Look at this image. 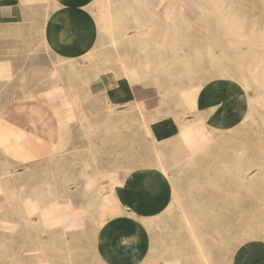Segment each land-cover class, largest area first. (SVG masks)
<instances>
[{
    "label": "crops",
    "instance_id": "crops-1",
    "mask_svg": "<svg viewBox=\"0 0 264 264\" xmlns=\"http://www.w3.org/2000/svg\"><path fill=\"white\" fill-rule=\"evenodd\" d=\"M141 1L163 13L175 0ZM94 2L0 0V34L15 33L19 39L13 42H27L25 33L36 30L55 64L47 69L42 55V61L12 67L4 60L11 40H1L0 62L7 67H0V264H41L27 247L42 250L41 226L52 218L65 219L66 226L47 232L50 242L65 234L66 245L71 236H76L73 243H83L82 236L92 234L99 264H202L184 235L179 212L170 209L176 198L184 204L185 198H212L218 171H227L218 169L211 157L217 149L213 144L239 123L245 93L233 79H211L199 89L192 113L166 117L170 107L160 104L162 97L148 79L144 86L124 78L106 57L99 67L87 62L102 41L90 13ZM131 37L123 41L124 52L135 58L139 46ZM108 51L102 50L105 56ZM145 58H153L152 52ZM138 108L150 120L149 136L138 127ZM157 113L164 118L155 117ZM183 129L189 131L186 146L181 145ZM28 198L46 205L62 198L58 203L64 204V215L37 214L29 209ZM74 198H83V206L74 207ZM189 207L194 232L205 230L210 236L206 241L214 264H259L264 246L245 241L228 248L233 240L218 239L223 231L216 221ZM89 213L96 227L89 225ZM27 234L33 242L26 240Z\"/></svg>",
    "mask_w": 264,
    "mask_h": 264
},
{
    "label": "rangeland",
    "instance_id": "rangeland-1",
    "mask_svg": "<svg viewBox=\"0 0 264 264\" xmlns=\"http://www.w3.org/2000/svg\"><path fill=\"white\" fill-rule=\"evenodd\" d=\"M113 1L115 3L107 7L109 8L107 11L111 14L122 11L125 9V5L130 4L132 0ZM135 1H137L135 9L136 17H139L138 19L146 24L145 29L147 34L143 37H136L134 25H130V23L125 25L127 27L126 29H128L126 30L127 34L129 36L135 35L132 37L137 38L139 46L137 57H129L128 60L133 65L136 59H146L147 51L152 52L153 58L147 60L151 64L153 63L152 65L156 66L157 69L155 68L156 73L147 79L153 84L157 95H162L163 87L166 88L165 91L171 93V98L168 97L166 99V104L168 103L167 105L170 108H173L172 104L175 99L173 97L177 95L176 100L181 99L183 93L192 101L195 110L196 95L202 85L208 80L221 78L223 75L229 76L230 79L235 80L239 84L246 77L250 81L251 86L249 94L258 95L261 93L258 89L260 88L259 83L263 79V75H261L263 73V67L261 68L259 66L257 72H255L256 77L254 83L253 80H250L249 75L258 64V61L264 60V41H261L259 35L264 28V0H225V5L223 4V7L219 6V10L212 5L213 3L209 4L208 0H200V3H193L188 0H175L170 2V5L167 6L163 13L148 9L141 0ZM101 5H103L101 0H95L90 12L100 33L102 28L106 26L104 20L100 19L102 11ZM218 14L224 16L230 14L238 15V17L236 15L235 21L239 22L240 20L243 27L245 24L244 32L247 38L244 46H252L255 52L251 50L250 52L243 51V53H237L238 51L235 48L233 49L236 46V42H234L235 44L233 46L231 44L232 37L221 32L219 26L221 23L230 22V20L228 17L221 18ZM110 19L109 23H111V27H115L118 21L113 19H116V16L115 18L110 17ZM243 21L245 22L243 23ZM25 34L24 39L27 42H13V39H19V35L15 33L0 34V46L2 45L1 40L3 38L11 40L8 44V53L4 54V60L12 67H24L39 60L42 61V55L47 57L45 47L40 42L38 32L35 30V32L32 31V34L29 32ZM184 34L187 35L185 36ZM228 37L231 40H228ZM100 39L102 40L101 43L105 45V48L102 47V44H97L93 53L88 56L87 62L91 67H99L111 61L102 52V50L108 47L106 39L102 35ZM125 40H121V46L124 51L127 48L123 45V41ZM142 44H146L147 48L145 46L141 48ZM244 46H242L243 50L246 49ZM183 47H188L185 50L186 53L182 50ZM118 51L120 53L122 52L120 48H118ZM183 53L187 54L189 60L193 61L191 67H186L183 63L177 61H183ZM32 56L38 57L39 59H35ZM210 59L222 62V65H225L224 71L226 70L227 72H222L220 69L213 67ZM1 60L3 59L0 54ZM45 62L47 69L55 66L54 62L48 57ZM2 66L7 67L0 62V67ZM160 78L161 80H159ZM147 79L139 78L138 82L145 86ZM156 82L157 85L155 84ZM177 104L180 105V103ZM185 112H187V109L184 107V110L178 111V114L182 116ZM262 113L261 115L264 119V114ZM243 125V122L239 119V123L235 126L238 130L233 129L229 136L219 137L213 144L217 149L211 157L216 161L218 169L223 168L227 169V171H218L219 185L217 188H211L210 196L212 198H185L186 204H190L191 208L200 210L203 214L202 216H208L210 218L208 220L216 221L217 226L221 228L220 231H223V235H218V239L225 238L227 242L233 240V244L231 243L228 246V248L232 246L231 249H235L245 241L264 246V162L261 161L264 159V130L261 132L254 126V131L252 132V127ZM75 163L80 162L75 160ZM237 172L239 175L252 173L251 176L254 177L253 183L250 186L238 183L236 180ZM212 184L217 185L215 181H212ZM78 188L82 189L81 187ZM214 195L218 198H214ZM182 199L176 198L175 201L179 204ZM82 201L83 198H74L73 206H83ZM58 214L63 216L64 212L60 211ZM88 217L91 220L89 225L96 227L93 221V215L89 213ZM49 219L51 218H45L48 222ZM62 226H66L65 219L56 221L52 218L50 223L42 224L41 230L45 232L41 235L43 241L42 250L41 248L34 250V246L28 244L29 255H35L41 264H99L92 248V234L82 236L84 238L83 243L81 241L79 243H73L72 240L76 236H71L68 241L69 244L66 245L65 234L55 236L57 241L53 240L50 242V238L46 236V233ZM31 229L33 230V228ZM62 231L65 232V228ZM33 238L32 235L31 238H28L30 243L33 242ZM252 249V246L247 247L249 251H252ZM261 249L263 251L260 252L259 264H264V247ZM50 256L56 259L52 260Z\"/></svg>",
    "mask_w": 264,
    "mask_h": 264
},
{
    "label": "bare ground",
    "instance_id": "bare-ground-1",
    "mask_svg": "<svg viewBox=\"0 0 264 264\" xmlns=\"http://www.w3.org/2000/svg\"><path fill=\"white\" fill-rule=\"evenodd\" d=\"M102 1V4L101 5L102 7V11H101V14H100V19L101 20H104L106 26L102 28L101 30V33L98 31V35L101 37L104 36L105 39H106V44L108 45V48H109V56H106V57H109L111 59L110 63L112 64V66H116V68H118V70H120V72L122 73L121 76H123L124 78H128V79H132V80H138L139 78L140 79H147L149 77L152 76V74H155L156 73V69L157 67L152 65L151 62L147 59H136V62L132 65L131 62L128 60L129 59V56L127 55L126 52H124L123 50V47L121 48V53L118 51V46H121V40L123 39H126V37H128L129 35L127 34V31L128 29H126L127 27H125L126 24H133L136 31H135V34H136V37L140 36V37H143L145 36L147 33H146V29H145V26L146 24L143 23V21H140L138 18L139 17H136V14H135V9H136V6H137V1L135 0H132L130 1V4L128 3L127 5H125V9H123L122 11L120 12H117L116 14H111L109 11V8L107 7H110L111 5H113L115 3V1L113 0H101ZM188 1H191L193 3H200V0H188ZM49 2V1H48ZM208 3H213L212 5L215 6L216 8H218L219 10V6L223 7L226 3L225 0H208ZM224 4V5H223ZM48 5V4H47ZM223 5V6H222ZM48 9V7H47ZM217 14V13H216ZM237 15V14H236ZM235 14H230V15H219L221 18H227L230 20V22H227V23H221L219 26H220V30L221 32L225 33V35H229L230 37H232V41H231V44H235L234 42H236V46L233 47V49L235 48L238 52L237 53H240L243 51H246V52H250L251 50L253 51V47L252 46H249L247 45L244 46V44H246L245 40L247 38V35L245 34L244 32V28H245V24H244V27H243V24L240 23V20L239 22L238 21H235V17H236ZM116 16V19H113V20H116L118 21V23L116 24L115 27H111V23L110 22V17H113L115 18ZM46 17V16H45ZM171 17V16H170ZM238 17V15H237ZM241 18V17H240ZM239 19V18H238ZM45 20V19H44ZM198 20V19H197ZM223 21V22H224ZM245 21H243L244 23ZM129 25V26H130ZM157 25V24H155ZM261 31V30H260ZM185 36L187 34H184ZM183 35V36H184ZM223 35V34H222ZM260 35V39L261 41H264V28L262 29L261 33L259 34ZM131 36H135V35H131ZM184 36V37H185ZM255 36V35H253ZM226 37V36H225ZM103 38V37H102ZM132 38V37H131ZM129 38V39H131ZM227 38V37H226ZM225 38V39H226ZM139 39V38H138ZM104 40V39H103ZM134 40H137L134 39ZM228 40H231L229 39L228 37ZM251 40V39H250ZM97 41V40H96ZM250 43V42H249ZM100 44V43H99ZM102 44V47H104L105 45ZM225 44V43H224ZM223 44V45H224ZM226 45V44H225ZM144 46L146 47V44H142L141 45V48H144ZM234 46V45H233ZM246 47V49L243 50V47ZM101 47V45H100ZM101 47V48H102ZM188 47H183V51L185 52V50H187ZM228 48V47H227ZM226 48V49H227ZM225 49V48H224ZM233 49H231L233 51ZM37 50V49H36ZM229 50V49H228ZM225 51V50H224ZM230 51V50H229ZM231 52V51H230ZM229 52V53H230ZM235 52V51H234ZM232 52V53H234ZM255 52V50H254ZM186 53V52H185ZM183 53V61L181 60H177V61H180L181 63L184 64V66L186 67H191L192 66V60H189V57L187 56V54ZM225 53V52H224ZM231 53V54H232ZM212 54V53H211ZM226 54V53H225ZM236 54V53H235ZM228 55V53H227ZM103 56V55H102ZM248 56V55H247ZM104 57V56H103ZM231 57V56H230ZM252 57V56H251ZM255 58V57H254ZM109 59V60H110ZM238 59V58H237ZM131 60V59H130ZM248 60V58H247ZM211 63L213 65V67H216L217 69H220V71L222 72H227L226 70L224 71V66L225 65H222V62L220 61H216V60H211ZM109 65V63H108ZM259 66L262 68L263 67V73L261 75H263V79L261 80V83L260 84V88L258 89L259 91H261L260 94L256 95V94H248L251 90V86H250V81L245 77L244 79H242V81L240 82V86L243 90V92L245 93V96H246V101H245V107H240L238 109V112H239V115H240V120L243 122V126H250L252 127V132L254 131L253 130V127L256 126L258 128L259 131H263L264 130V119L261 115V113L264 111V60H260L258 61V64L253 68V70L250 72V80H253V83H254V80H255V72H257ZM35 67V66H34ZM38 67V66H37ZM32 68V67H31ZM107 68V67H106ZM156 68V69H155ZM186 69V68H184ZM222 69V70H221ZM169 71V69H167ZM161 71V70H160ZM188 71V70H187ZM27 72V71H26ZM190 72V71H189ZM218 72V71H217ZM159 73V71H158ZM162 73V72H161ZM222 74V73H221ZM120 75V74H119ZM220 75V74H219ZM221 76V75H220ZM219 76V77H220ZM55 77V76H54ZM120 77V76H119ZM158 77V76H157ZM221 78H229V76H224L221 77ZM220 78V79H221ZM259 78V76H258ZM50 79V78H49ZM235 79V78H234ZM45 80V79H44ZM47 80V78H46ZM161 80V78L159 79ZM235 81V80H234ZM252 82V81H251ZM30 83V82H29ZM160 83V82H159ZM252 83V84H253ZM257 83V82H256ZM27 84V83H26ZM46 84V83H45ZM44 84V85H45ZM157 85V82L155 83ZM29 85V84H28ZM38 85V84H37ZM35 85V86H37ZM161 86V84H159ZM255 85V84H253ZM130 86V85H129ZM158 87V86H157ZM158 89V88H157ZM161 89V88H160ZM31 91V90H30ZM29 92V91H28ZM35 92V91H34ZM33 93V91H32ZM162 95H161V101L162 103H160L161 105H164L166 104V99L169 97L171 98L170 96L171 93L168 92V91H164V92H161ZM34 94V93H33ZM47 94V93H46ZM25 95H27L25 93ZM183 97L181 99H177V95H175V98L174 101H173V104H172V107L173 108H170L169 111H165L164 112V115H166V117H170V118H177L178 116H181L180 114H178V111L180 110H184V107L187 109V112L183 113V115L181 117L184 118L185 115L187 114H190L193 112L194 110V106H193V103L192 101L185 95L183 94ZM29 96H30V93H29ZM32 96V94H31ZM30 96V97H31ZM107 97V96H106ZM32 98V97H31ZM171 103V102H170ZM177 103H180L177 104ZM168 104V103H167ZM179 105V107H177ZM160 108V107H159ZM163 108V107H162ZM169 108V107H168ZM161 109V108H160ZM164 109V108H163ZM144 110V109H143ZM155 110H158V109H155ZM138 111H139V121H138V127L139 129L143 132L144 135H148V123L150 120H147L148 118H146L145 114L143 115L141 113V109L138 108ZM137 112V111H136ZM261 112V113H260ZM156 113V112H155ZM241 113V114H240ZM264 114V113H262ZM133 115V114H132ZM162 113H157V115L155 117H158V116H161ZM163 115V116H164ZM128 116V119L131 118L129 117V115H126ZM161 116V118L163 117ZM148 117V116H147ZM186 117V116H185ZM198 117V116H197ZM200 117V116H199ZM164 118V117H163ZM192 118V117H191ZM132 119V118H131ZM156 119H159V118H156ZM135 120V119H134ZM187 120V119H186ZM185 120V121H186ZM199 120V119H198ZM179 121V120H178ZM131 122V121H130ZM180 122V121H179ZM178 122V123H179ZM177 123V122H175ZM174 123V124H175ZM190 123V122H188ZM151 124V123H150ZM183 124V123H182ZM186 124V123H185ZM194 124V123H193ZM188 125V124H187ZM179 127V126H177ZM134 128V127H133ZM182 128V127H181ZM247 128V127H246ZM180 129V128H179ZM235 130H238L237 127L234 128ZM182 132V133H181ZM179 133H181L182 135V139H181V145H185L186 146V136L188 135V132L187 129L183 131H181ZM251 132V131H250ZM153 135V134H152ZM152 135H150L152 138ZM213 135V134H212ZM178 137V136H177ZM222 137V136H221ZM148 138V137H147ZM149 138V140H151ZM216 138V136H215ZM177 139V138H176ZM179 139V138H178ZM146 140V139H145ZM171 140V139H170ZM154 141V140H153ZM171 141H174V140H171ZM170 141V142H171ZM152 142V141H151ZM149 143V142H148ZM147 143V144H148ZM155 143V142H154ZM161 143V142H160ZM146 144V145H147ZM170 144V143H168ZM167 144V145H168ZM150 145V144H149ZM148 145V146H149ZM152 145V143H151ZM156 145V144H154ZM163 145V144H162ZM161 145V146H162ZM165 145V146H167ZM158 146V145H156ZM160 146V147H161ZM159 147V146H158ZM164 147V145H163ZM162 147V148H163ZM151 149V148H150ZM158 149V148H157ZM163 150V149H162ZM156 151V150H155ZM154 152V150H153ZM157 152V151H156ZM156 156V154H153ZM264 157V156H263ZM262 157V158H263ZM159 158V157H158ZM175 158H177L175 156ZM181 158V157H180ZM157 159V158H156ZM264 160V159H263ZM263 160H261L262 162H264ZM159 161V159H158ZM157 161V162H158ZM162 161V160H160ZM164 162V161H162ZM160 162L159 164L162 165ZM165 162H167L165 160ZM170 162V161H169ZM168 162V163H169ZM159 164H158V167H159ZM260 164V162H259ZM164 165H167V164H164ZM170 164H168L169 166ZM157 166V164H156ZM260 166V165H259ZM164 168V167H163ZM176 168V167H175ZM256 170V169H255ZM163 171V170H162ZM172 171V170H171ZM257 171V170H256ZM254 172V171H253ZM256 173V172H255ZM179 174V173H178ZM252 173H247V174H244V175H239L238 172L236 173V180L238 183H241L242 185H246V186H250L252 183H253V180H254V177L251 176ZM255 175V174H254ZM214 183V182H213ZM174 184V183H173ZM177 184V183H176ZM180 184V183H178ZM184 185V184H183ZM176 189V188H175ZM175 193V192H174ZM172 194V193H171ZM181 194V193H180ZM179 196V195H178ZM172 198V197H171ZM31 200V205H30V210L32 211H36L37 214H41V215H51L52 213L54 212H57V211H61L62 209V206H64V204L62 203H58V200L62 199V198H57L58 200L50 205H46L45 203L43 202H38L36 201L38 198H28ZM174 201V200H173ZM30 202V201H29ZM27 202V203H29ZM109 206V205H108ZM190 205L188 204H184V203H176L173 205V207H171L170 210H176L178 211V216H180V220L182 221L183 223V227H184V235L186 238H188L190 241H191V245H194L196 248L195 250V253L198 252V257H200V262L202 264H214L212 262V260H210V256H209V247H208V242L206 241L208 239V237L210 236H206L205 235V230L202 231V230H197L196 232H194L193 230V226L195 227L194 225V220L191 219L189 217V212H190ZM169 207V206H168ZM100 209H101V213H98L100 215V218L101 220L104 218V205L103 203L100 204ZM0 213H1V208H0ZM168 213V211L166 212ZM170 213V212H169ZM173 213V211H172ZM171 214V213H170ZM177 214V213H176ZM164 215V214H162ZM165 216V215H164ZM196 223V222H195ZM203 224V222H202ZM202 226V225H201ZM196 229V228H195ZM201 229V228H200ZM31 230V229H30ZM263 232V231H262ZM207 233V232H206ZM177 235V234H176ZM26 239L28 238H31V235L30 234H27L25 236ZM243 239V238H242ZM11 242L14 241L13 238H11L10 240ZM209 243H210V238H209ZM223 241V240H221ZM2 243V242H1ZM233 244V243H232ZM211 245V244H210ZM213 245V244H212ZM231 246V245H230ZM193 247V246H192ZM213 247V246H212ZM28 248V247H27ZM214 248V247H213ZM0 249H1V246H0ZM211 249V248H210ZM215 249V248H214ZM25 253V252H24ZM167 253V252H166ZM13 256V254H12ZM15 256V255H14ZM22 257V256H21ZM41 257V256H40ZM197 257V256H195ZM220 257V256H219ZM15 257H13L14 259ZM47 258V257H45ZM220 259V258H219ZM16 260V259H15ZM18 260V259H17ZM44 260V259H43ZM16 264V263H15ZM98 264V263H97Z\"/></svg>",
    "mask_w": 264,
    "mask_h": 264
}]
</instances>
